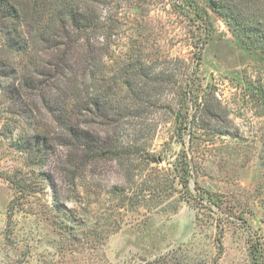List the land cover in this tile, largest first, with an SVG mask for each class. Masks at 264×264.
I'll list each match as a JSON object with an SVG mask.
<instances>
[{
	"label": "rangeland",
	"instance_id": "374dc122",
	"mask_svg": "<svg viewBox=\"0 0 264 264\" xmlns=\"http://www.w3.org/2000/svg\"><path fill=\"white\" fill-rule=\"evenodd\" d=\"M174 7L172 0H96L92 8L104 36H128L122 53L135 38L174 74L163 93L117 103L111 126L101 118L93 125L101 143L138 149L131 169L101 158L71 185L58 151L45 166L49 178L39 177L12 145L32 132L15 113L24 101L2 89L17 74H0V172L18 173L37 191L19 195L10 220L16 189L0 175V264H264V52L242 45L209 10L210 37L197 63L202 26ZM0 57L14 65L28 58L10 52L1 35ZM27 102L51 123L41 102ZM187 114L193 126L181 129ZM184 152L188 187L175 169ZM196 185L213 192L220 208L200 199Z\"/></svg>",
	"mask_w": 264,
	"mask_h": 264
},
{
	"label": "trees",
	"instance_id": "16d2710c",
	"mask_svg": "<svg viewBox=\"0 0 264 264\" xmlns=\"http://www.w3.org/2000/svg\"><path fill=\"white\" fill-rule=\"evenodd\" d=\"M95 1L0 0V35L4 45L10 52L28 56L17 65L9 58L0 57V74L4 77L17 74L12 84H3L2 89L14 103L24 101L22 108L25 110L21 108L15 113L20 121L27 117L28 127L32 129L30 134L14 138L12 145L26 155L34 171L44 179L50 176L45 170L50 157L60 151L59 167L67 173L71 185L90 162L101 158L121 159L124 168L131 169L132 155L137 154L138 149L108 139L101 143L100 134L94 132L97 128L93 125L101 118L104 127L111 126L114 121L110 110L117 103L122 104L127 99L142 102L148 98L145 93L152 96L153 90L163 93L167 88L165 84L174 76L168 68H159L156 52L145 54L142 46L136 48L135 38L122 53L120 44L124 45L126 36L118 40L104 36L101 33L104 26L97 23L92 13ZM172 1L175 9L185 11L202 26L197 34V63L210 37L207 31L209 10L224 19L242 45L264 52V0ZM26 26L29 27L27 34L23 29ZM187 86L183 93L185 104L193 91L191 82ZM28 97L43 104L51 123L44 122L38 103H28ZM192 123L188 114L184 115L180 128ZM148 158L152 162L163 160L156 155ZM190 165L186 152L182 161L175 165L185 187L191 178ZM0 175L16 189L8 213L11 220L19 195L37 191L19 179L18 173L0 172ZM196 186L200 199L206 200L208 206L220 208L221 203L213 192ZM254 252L260 253L258 246Z\"/></svg>",
	"mask_w": 264,
	"mask_h": 264
}]
</instances>
